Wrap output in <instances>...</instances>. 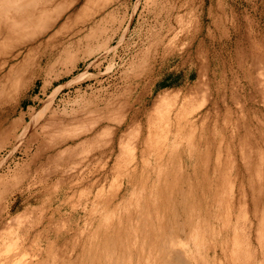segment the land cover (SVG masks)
<instances>
[{
    "label": "rangeland",
    "instance_id": "374dc122",
    "mask_svg": "<svg viewBox=\"0 0 264 264\" xmlns=\"http://www.w3.org/2000/svg\"><path fill=\"white\" fill-rule=\"evenodd\" d=\"M22 2L0 264H161L150 233L187 264H264V0Z\"/></svg>",
    "mask_w": 264,
    "mask_h": 264
},
{
    "label": "bare ground",
    "instance_id": "6f19581e",
    "mask_svg": "<svg viewBox=\"0 0 264 264\" xmlns=\"http://www.w3.org/2000/svg\"><path fill=\"white\" fill-rule=\"evenodd\" d=\"M23 1V0H22ZM21 0H0V26L2 27V26H5L6 24H7V18L8 17H10V16H13V15H18L19 14V12H20V14H21V16H22V14H23V12L24 11H21V10H24V8H22V6H23V2H22ZM26 1V0H25ZM25 5V4H24ZM26 5H28V4H26ZM24 7V6H23ZM86 9H84V11H85ZM27 13V12H26ZM24 14H25V12H24ZM5 17H7V18H5ZM25 17V16H24ZM23 18V17H22ZM31 18V17H30ZM21 19V18H20ZM19 19V17H18V20L17 21H19L20 20ZM26 19V18H25ZM29 19V18H28ZM27 20V19H26ZM30 20H32V18L30 19ZM27 22H28V20H27ZM12 23V22H11ZM13 23H15V22H13ZM21 22H19V25H21L20 24ZM29 23V22H28ZM22 24H25V23H23L22 22ZM17 25V24H16ZM15 25V26H16ZM19 25H17V26H19ZM22 26V25H21ZM20 26V27H21ZM19 27V29L21 30V28ZM5 28V27H4ZM12 28V27H11ZM14 28V27H13ZM16 28V27H15ZM10 29V28H9ZM17 29H18V27H17ZM17 29L15 30V32L17 31ZM18 29V30H19ZM0 30L2 31V29L0 28ZM14 30V29H13ZM19 30V31H20ZM0 31V32H1ZM5 31V30H4ZM10 32L12 31V29H10L9 30ZM9 31H8V33H9ZM18 32V31H17ZM40 32H42V31H40ZM39 32V33H40ZM6 33V32H5ZM4 33V34H5ZM12 33H13V31H12ZM1 34V33H0ZM17 34H21V33H16V35L15 36H17ZM3 35V34H2ZM24 35V34H23ZM30 35H34V34H30ZM30 35H27V37H29ZM4 37H5V35H3ZM20 35H18V39L21 37H19ZM26 37V36H25ZM33 36H30V38H32ZM23 38V37H22ZM22 38H20V39H22ZM35 38V37H34ZM17 39V40H18ZM20 39H19V42L18 41H15V42H17V44L19 45V43L20 42H23V41H20ZM24 39H26V38H24ZM1 41H3L2 39H0ZM5 40V39H4ZM30 39H28L27 41H29ZM32 40V39H31ZM30 40V41H31ZM1 41H0V45L2 46V45H4L3 43H5V45H4V47H6L7 48V44H6V42L5 41H3L2 43H1ZM26 41V42H27ZM29 41V42H30ZM14 42V41H13ZM25 42V41H24ZM32 42H33V40H32ZM9 43V42H8ZM12 44V43H11ZM10 44V46H13V45H11ZM34 44V43H33ZM7 45V46H6ZM1 46H0V48H1ZM15 46V45H14ZM20 46V45H19ZM18 46V47H19ZM31 46V45H30ZM3 47V46H2ZM9 47V46H8ZM34 47V46H33ZM36 47V46H35ZM5 48V49H6ZM10 48V47H9ZM12 48V47H11ZM31 48H32V46H31ZM2 50V53L3 52H5V49H4V51H3V48H1ZM13 50V49H12ZM18 50V49H17ZM11 50L9 49V53H11L10 52ZM7 52H8V50H7ZM6 52V53H7ZM1 53V54H2ZM2 54V55H7V54ZM1 54H0V60H5V57H2L1 56ZM9 56H10V54H9ZM1 57L3 58V59H1ZM13 61V60H12ZM5 62H6V60H5ZM19 62V61H18ZM15 66H18L17 65V63H16V65ZM11 67V66H10ZM10 67H9V69H10ZM13 67V66H12ZM10 71V70H9ZM15 71V70H14ZM9 74V73H8ZM5 77V76H4ZM7 77V76H6ZM17 122V121H16ZM11 125H13V124H11ZM11 125L9 126V127H7V130L8 129H10V127H11ZM4 129H5V127H3ZM3 131H5V130H3ZM4 133V132H3ZM2 133V134H3ZM1 134V133H0ZM150 220V219H149ZM152 223V222H151ZM149 224H150V221H149ZM161 225V224H160ZM152 227L154 226L153 224L151 225ZM150 226V227H151ZM163 226V225H162ZM149 227V228H150ZM149 228H147V229H149ZM157 228H159V227H157ZM164 228V227H163ZM154 229H155V227H154ZM162 229V228H161ZM151 230H153V228H151ZM159 230V233H160V229H158ZM157 230V231H158ZM163 230V229H162ZM140 231L141 232H144V230L143 229H140ZM146 231V230H145ZM149 231H150V229H149ZM156 231V230H155ZM156 231V232H157ZM150 233V232H149ZM148 233V234H149ZM147 234V235H148ZM152 234L153 233H150V235H149V239L147 240L148 241V246H151V245H153V244H155V246H157V248H158V252H157V254L158 255H153V256H155V258H156V260H158V261H160L161 262V264H187V262H186V260L184 259V256L182 255V253L180 252V249L178 248H176L175 247V245H173V243H174V240L171 238L170 239V243H168V242H166L165 241V238H164V234H162L163 236L160 238L159 237V235H158V239H159V241L158 242H155L154 240H156V239H154L153 240V237H152ZM161 234V233H160ZM137 235V234H136ZM145 235V234H144ZM157 235V234H156ZM136 237V236H135ZM135 237L133 238V242L135 243V245H136V247L138 246V244H140V243H138L136 240H135ZM154 237L156 238V236L154 235ZM168 237V236H167ZM166 237V238H167ZM171 237V236H170ZM145 239H146V237H144ZM157 239V240H158ZM167 239H169V237L167 238ZM166 239V240H167ZM99 241V240H98ZM98 241H96V242H98ZM147 241L145 242V243H147ZM169 241V240H168ZM107 242H108V244H111L112 242H114V244L117 242L113 237H111L110 235L107 237ZM138 243V244H137ZM98 245H99V243H97ZM107 244V245H108ZM113 244V245H114ZM147 245V244H146ZM94 246V245H93ZM147 247V246H146ZM152 247V246H151ZM109 249H110V247H109ZM151 249V248H150ZM156 249V248H155ZM139 250V249H138ZM113 251V250H112ZM111 250H110V252H112ZM137 251V250H136ZM135 251V252H136ZM97 252V251H96ZM101 252V251H100ZM114 252V251H113ZM112 252V253H113ZM140 252V251H139ZM139 252H136V255H138V253ZM154 252H155V250H154ZM112 253H111V255H112ZM101 254V253H100ZM103 254V253H102ZM101 254V256H104V254L102 255ZM114 254L115 253H113V256L112 257H114ZM144 254V253H143ZM146 254V253H145ZM144 254V255H145ZM150 254V253H149ZM151 254H153V253H151ZM150 254V255H151ZM96 255H97V253H96ZM111 255L109 254V256H110V258H111ZM131 255H133V251L131 252ZM147 255V254H146ZM101 256H100V258H101ZM96 257V256H95ZM95 257H94V259H95ZM140 257V256H139ZM142 258H143V255L141 256ZM98 258V257H97ZM104 258L105 257H103V260H104ZM119 257L117 256H115L113 259H114V262L112 263V261H111V263L112 264H117V262H119V259H118ZM136 258V257H135ZM150 258V257H149ZM102 259V258H101ZM97 260V259H96ZM135 260V259H134ZM133 260V261H134ZM145 260V259H144ZM151 260V259H150ZM153 261H155L154 260V258L152 259ZM101 261V260H100ZM100 261H97V264L100 262Z\"/></svg>",
    "mask_w": 264,
    "mask_h": 264
}]
</instances>
